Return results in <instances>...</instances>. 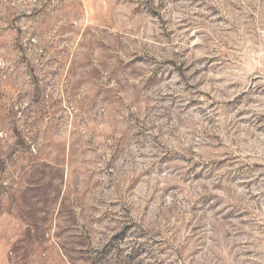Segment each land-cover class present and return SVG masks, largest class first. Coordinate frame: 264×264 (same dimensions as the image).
Instances as JSON below:
<instances>
[{
    "label": "rangeland",
    "instance_id": "rangeland-1",
    "mask_svg": "<svg viewBox=\"0 0 264 264\" xmlns=\"http://www.w3.org/2000/svg\"><path fill=\"white\" fill-rule=\"evenodd\" d=\"M0 264H264V0H0Z\"/></svg>",
    "mask_w": 264,
    "mask_h": 264
},
{
    "label": "built area",
    "instance_id": "built-area-1",
    "mask_svg": "<svg viewBox=\"0 0 264 264\" xmlns=\"http://www.w3.org/2000/svg\"><path fill=\"white\" fill-rule=\"evenodd\" d=\"M0 134H1V135H3V134H4V133H3V131H2L1 129H0Z\"/></svg>",
    "mask_w": 264,
    "mask_h": 264
}]
</instances>
